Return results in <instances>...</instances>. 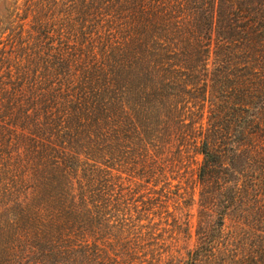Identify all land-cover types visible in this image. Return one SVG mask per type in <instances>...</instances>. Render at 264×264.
<instances>
[{"label": "trees", "instance_id": "obj_1", "mask_svg": "<svg viewBox=\"0 0 264 264\" xmlns=\"http://www.w3.org/2000/svg\"><path fill=\"white\" fill-rule=\"evenodd\" d=\"M0 264H264V0H0Z\"/></svg>", "mask_w": 264, "mask_h": 264}, {"label": "rangeland", "instance_id": "obj_2", "mask_svg": "<svg viewBox=\"0 0 264 264\" xmlns=\"http://www.w3.org/2000/svg\"><path fill=\"white\" fill-rule=\"evenodd\" d=\"M196 199H198V195H196ZM190 235L185 238V240L182 242V246L180 248V257L186 256L187 252L194 248L196 242H197V236L195 233L196 230V224H197V205H194V207L190 211Z\"/></svg>", "mask_w": 264, "mask_h": 264}]
</instances>
